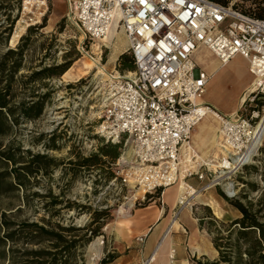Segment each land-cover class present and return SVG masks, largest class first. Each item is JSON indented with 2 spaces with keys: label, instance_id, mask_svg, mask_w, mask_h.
Here are the masks:
<instances>
[{
  "label": "rangeland",
  "instance_id": "374dc122",
  "mask_svg": "<svg viewBox=\"0 0 264 264\" xmlns=\"http://www.w3.org/2000/svg\"><path fill=\"white\" fill-rule=\"evenodd\" d=\"M17 8L13 7L10 10L9 20L6 19L3 11H0V54L8 48L15 49L22 44V36L28 34L29 27L20 33L13 44L11 43L13 32L20 18ZM65 13L66 5L63 0H48L46 15L41 23L34 25L36 29L29 35L30 40L25 50L23 67L15 77L24 79V76L43 65L62 62L63 56L71 57L74 52L73 46H75L79 57L69 67L70 77L68 75L53 77L46 80V86L37 87L38 92L48 89L50 94L42 115L34 120L21 121L9 136L0 137L2 144L10 141L14 145H20L23 149L54 157L60 161V164L55 166L49 175L40 173L35 179L31 177L27 189L10 195H0V211L6 212L7 217L14 222L15 225L11 228H16L17 224L32 221L46 225L45 220L49 219L56 231L67 234V238H74L76 240L74 245L56 255L57 264H145L153 247H146L147 237L142 244L137 243L134 238L135 234L126 237L124 226L127 225L126 220L131 217L134 209L145 208L149 205L161 207L160 195H153L144 201L132 199L131 195L135 191L131 190L130 193L119 183L116 162L112 165L115 176L108 182H105V173L98 168L93 170L82 168L74 171L72 165L68 163V160L75 159L77 154L85 156L96 151L101 142H104L96 134L95 129L101 114V96L107 82V74L98 73L95 68L85 72L83 67L85 63H90L91 59L99 58L106 72L109 73L113 67L117 69L116 57L119 51L128 52L127 39L123 32L117 29V24L114 22L112 27L118 31L115 37L111 41L97 40L91 46L89 42L82 41L76 27L67 19ZM42 24L44 25L40 27ZM20 25L24 26L22 22ZM100 50L102 52L99 56ZM216 64L218 61L213 62L211 66ZM216 76L219 88L212 91L211 97L222 106L223 110L230 109L242 93L243 86L251 80L245 61L241 57L233 59L229 65L220 68ZM30 91L29 85L25 86L21 83L17 86L19 96H27ZM207 97L208 95L205 94L204 99ZM255 103V109L260 111L261 106L264 105V99H256ZM211 106L213 110H217L213 105ZM241 110H237L239 114ZM219 130L220 122L214 121L212 135L211 133L204 134L202 149L208 151L210 157H213L214 152L211 142L219 139ZM124 142V140L120 142V148ZM52 143L55 147L49 148L48 144ZM221 158L222 154L218 152V159ZM203 168L205 167L202 166L200 170ZM197 169L198 166L189 168L192 175L185 179V182L196 189L207 186L192 200L193 205L189 211L196 219L201 214L208 215L204 209L205 205L200 202L211 200L213 195L221 197L218 190L228 197H233L231 196L233 192L234 196H238L243 189H248L241 180L254 182L259 189L264 187V181H262L264 139L258 145L256 155L245 167L222 169L208 166L207 175L202 180H199L194 173ZM172 187L176 189L175 184ZM34 191L38 193L37 196L32 195ZM48 191L57 195L60 200L58 204H51ZM256 195L257 192H252L250 197ZM104 210L107 211L105 215H102L99 221H95L97 212ZM176 210L175 205L173 211ZM236 212L238 217L239 213L237 210ZM172 216L174 217V214ZM104 217L107 219L105 224L97 230L96 235H92L91 231L97 229ZM207 220L208 218L205 219ZM220 220L228 221L227 219ZM65 228L72 230H63ZM26 234L27 228L23 227L20 239L15 242H6L4 245L6 256L0 258V264H29L27 263L29 258L24 254L25 248L53 250L50 242L45 239L38 244L27 243ZM171 235H176V233L172 232ZM66 244L61 243L58 249L61 250ZM10 248L13 250H8ZM176 248L178 250L176 255L179 256V249L182 247L177 246ZM112 255L115 257L111 261L102 262L103 259H108ZM50 257L48 256L47 260ZM193 257L200 258L201 256H188L190 264ZM157 262H160V259ZM184 264L187 263L184 262Z\"/></svg>",
  "mask_w": 264,
  "mask_h": 264
},
{
  "label": "built area",
  "instance_id": "2783aa9c",
  "mask_svg": "<svg viewBox=\"0 0 264 264\" xmlns=\"http://www.w3.org/2000/svg\"><path fill=\"white\" fill-rule=\"evenodd\" d=\"M63 1L65 15L82 41L92 46L114 22L127 39L134 68L120 72L113 67L108 73L95 132L106 142L125 141L116 174L121 186L141 190L135 201L161 195L176 184L182 147L205 112L213 110L198 100L209 80L194 60L200 47L207 48L222 65L236 55L248 62L254 90L238 108L240 114L237 111L231 117L218 111L219 131L228 159L237 157V167L256 155L258 146L247 153L253 129L264 118V105L260 111L255 109L256 99H264V18L235 9L233 1L228 5L212 0ZM47 9L48 0H21L17 12L26 29L41 23ZM207 172L208 165L200 163L194 173L202 180ZM191 175L187 170L184 180ZM206 187L196 189L186 182L176 198L174 217L182 208L191 209L194 193ZM144 239L145 235L135 238L140 244ZM171 253L173 257V249Z\"/></svg>",
  "mask_w": 264,
  "mask_h": 264
},
{
  "label": "trees",
  "instance_id": "16d2710c",
  "mask_svg": "<svg viewBox=\"0 0 264 264\" xmlns=\"http://www.w3.org/2000/svg\"><path fill=\"white\" fill-rule=\"evenodd\" d=\"M20 1L0 0V11L2 10L6 15V19L9 20L10 10L13 7H18ZM212 1L222 5H228L233 1L232 6L235 9L256 18H264V0ZM35 29V26H30L28 34L21 38L22 44H19L15 49L8 48L0 54V137L9 136L21 121L34 120L42 115L50 94L48 89L44 92H38L37 87L46 86L47 79L63 75L79 57L78 50L73 46L74 52L71 57L65 55L62 62L43 65L24 76V79L23 77L17 79L15 76L23 67L25 50L30 40L29 35ZM127 53L122 52L117 57L116 67L120 72L134 68L132 56ZM21 83L31 87L29 95L19 96L17 93V86ZM48 147L54 148L55 146L52 143L48 144ZM120 147V143L104 141L101 142L96 151L85 156L77 154L76 158L68 160V163L72 165L74 171L82 168L87 170L98 168L105 173L104 179L105 182H108L110 178L115 176L112 165L120 156ZM58 164L60 161L47 154L23 149L20 145H14L10 141L5 144L0 143V195H10L27 189L31 177L35 179L40 173L49 175ZM117 179L119 178L117 177ZM241 181L248 189H243L238 196L228 197L218 190V194L238 211V217L228 221L220 220L212 214L208 206H204L208 213L204 217L208 220L205 221L199 216L198 223L209 233L217 256L213 259L205 256L193 257L191 264H264V187L259 189L254 182ZM262 181H264V174H262ZM252 192H257V195L250 197ZM32 195L37 196L38 193L34 191ZM48 196L51 204L60 202L57 195L50 191H48ZM106 212V210L97 212L94 220L99 221ZM105 217L98 224L97 229L91 231L92 235H96L97 230L105 224L107 220ZM45 224L47 226L36 221L23 222L17 224L16 228H11L15 225L14 222L7 217L6 212L0 211V258L6 256L4 248L6 242H15L20 239L22 228L26 227L27 243L38 244L42 239H45L50 242L53 249L50 251L41 248H25L24 254L29 258L27 263L57 264L56 255L74 245L76 240L67 238V234L56 231L49 219L45 220ZM63 230L70 231L72 229L65 228ZM61 243L67 244L60 250L58 248ZM48 256L51 257L47 260ZM114 257L112 255L108 259H103L102 262L107 263Z\"/></svg>",
  "mask_w": 264,
  "mask_h": 264
},
{
  "label": "crops",
  "instance_id": "0c3cea01",
  "mask_svg": "<svg viewBox=\"0 0 264 264\" xmlns=\"http://www.w3.org/2000/svg\"><path fill=\"white\" fill-rule=\"evenodd\" d=\"M199 51L201 52L200 55H199L200 53ZM122 52L123 51H119L118 55ZM238 57H241L245 61L247 71L249 72L248 62L240 55L234 56L232 59L229 60V63H231L233 59ZM213 59L216 60L217 58L205 47L198 48L194 53V60L196 62L198 69L209 75V80L203 92V94L204 95L207 94L208 97L207 99H204L203 97V99L200 100V102L209 103L219 111L223 112L224 114H228V113L230 114L233 108L236 107V111H235L236 113L238 108L240 107V104L242 103L241 96L248 92V87H249L248 85L250 81L243 86L242 88L243 91L235 100L234 105L230 109L223 110L222 106L217 101H215L213 97H211V93L213 90H217L219 88V83L217 84V79H216L217 77L216 72L220 68L229 65V63L222 65L217 59L216 62L218 61V64H216L215 66L206 67L208 64H210V62ZM249 74L251 75L250 72ZM251 79L253 80L252 75H251ZM208 84L209 87L207 89L206 87ZM206 124H208V121L204 120L200 122V124H198L197 127L195 126L193 128L195 138L199 137L197 138V141L199 142L201 149L204 145V134L211 133L212 130V126L209 125L205 126ZM216 141L217 139H214L211 142V148H213L214 151L213 155L215 152L216 154H218V150L215 145ZM207 153L208 151L205 150L202 151L203 155H206ZM176 198H177V189H174L172 186H169L165 188L160 195V200L162 202L161 207L158 206L154 207L153 205H149L148 207L145 208L134 209V211L131 213L132 214L131 217L126 220L128 222L127 225L124 226V235L126 237H129L135 234L136 236L134 238H136L137 236L143 234L145 235V238L147 237L146 247L147 248L153 247L154 250L158 241L161 240L163 231L168 225L170 219L173 217L172 215L174 214L173 210L176 205ZM197 199H199V197ZM207 201H202L200 203H202L205 206H208L211 209L212 213L219 219L232 220L237 217L236 209H234V207H232L229 203H227V201H225L222 197L213 195L211 197V200L207 199ZM176 217L178 218V228L172 230V232L176 233V235H171L172 232L170 233L171 235L170 243H169L170 255L165 254L164 256L165 259L167 260V264H184V262L190 264L188 256H195V255L197 257L205 256L209 259L216 258L217 251L212 245L211 237L207 232V230L204 227H200L198 223L199 217H197V219L192 217L189 208H182L181 210H179ZM200 217L205 219L204 215L202 214L200 215ZM177 246L182 247L181 249H179L180 251L179 256L176 255L178 252L176 248ZM172 249L174 250L173 257H171ZM154 263L163 264L161 261L160 262L156 261Z\"/></svg>",
  "mask_w": 264,
  "mask_h": 264
},
{
  "label": "bare ground",
  "instance_id": "6f19581e",
  "mask_svg": "<svg viewBox=\"0 0 264 264\" xmlns=\"http://www.w3.org/2000/svg\"><path fill=\"white\" fill-rule=\"evenodd\" d=\"M20 23H21V20H18L17 21V26H16L15 31L13 32V35H12V38H11V43L12 44L20 36V33H22L23 30L25 29V25L21 26ZM112 28L110 29V31L101 40L111 41L115 37V35L117 34L118 31H117V29H114V28H113L114 30H112ZM103 45L106 46L105 43H103ZM212 61L216 62L215 59H213ZM212 61L206 67L211 66L212 63H213ZM227 63H229V61L226 62L225 64H227ZM83 68L85 69V72L95 68L98 73L107 74L106 76L108 77V72L105 71L103 65L99 61V58L98 59H91L90 63H87V64L85 63ZM63 75H68V77H70L69 68H68V70H66L63 73ZM248 86H249L248 87V92L254 90V79L250 80ZM248 92L241 96V101L242 102L245 100L246 95L248 94ZM203 97H204V94L202 93L201 97L198 98V100L199 101L202 100ZM235 111H236V107L233 108V110L230 112V114L228 113V116L234 117L235 114H236ZM220 118H221V115H220V113H218V111H216V110H208V111L205 112V114L203 115L201 120L195 126L197 127V125L200 124V122H202L204 120L208 121V124H206L205 126H207V125L213 126L214 121L215 122L219 121ZM219 136H220L219 140H217L215 142V145L217 147L218 152H220L222 154V158L221 159H218V154H216V152L214 153L213 157H210L208 155V153L206 155L202 154L203 149L200 148V144L197 141V138H199V137L195 138V134H194L193 129H192L190 137H189V141L186 142L183 145V147H182V155H183V157H182V160H181L180 174H179V179H178V181L175 184V188L177 189V197L183 191V189L186 186V182L184 180V176H185V171H187L189 168H193V167L195 168V167L199 166L200 163H204V164H206L208 166H212V167H220L222 169L236 168L237 167V162H238L237 157L233 156V157H231V159H228V157H229L228 156V149L226 148V146L223 143L221 133L219 134ZM262 139H264V118H262L261 121L258 122L257 125L253 129V141H252L251 148H250L249 152L247 153L248 155H249V153L251 151L255 150V148L261 143ZM200 142H201V140H200ZM134 191H135V193H132L133 195H131L132 199L135 198V196H138V195L141 194V190H139V189L134 190ZM130 193H131V191H130ZM197 195H198V192H195L194 193V198H196ZM175 228H178V218L177 217H172L170 219L168 225L166 226L165 230L163 231L161 240L158 241V243L156 244L154 250L152 251L151 255L149 256V258H148V260H147V262L145 264H149L151 262H156L158 259H160V261L163 264H167V260L165 259L164 256H165V254H169L170 255V250H169V243H170V236H171L170 233Z\"/></svg>",
  "mask_w": 264,
  "mask_h": 264
}]
</instances>
